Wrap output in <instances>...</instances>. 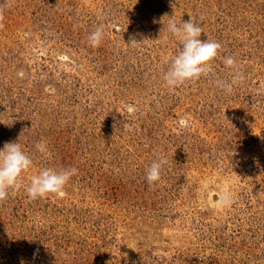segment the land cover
Here are the masks:
<instances>
[{"label":"rangeland","instance_id":"obj_1","mask_svg":"<svg viewBox=\"0 0 264 264\" xmlns=\"http://www.w3.org/2000/svg\"><path fill=\"white\" fill-rule=\"evenodd\" d=\"M189 16L221 49L171 89L166 26ZM0 25V150L33 161L0 202V264H264V0H0ZM226 57L246 76L231 94ZM45 168L78 172L30 200Z\"/></svg>","mask_w":264,"mask_h":264},{"label":"clouds","instance_id":"obj_2","mask_svg":"<svg viewBox=\"0 0 264 264\" xmlns=\"http://www.w3.org/2000/svg\"><path fill=\"white\" fill-rule=\"evenodd\" d=\"M200 20H203V16L200 17ZM166 30L182 46L178 54L172 58L170 67L163 75L166 86L175 89L186 83L197 81L202 76H208L212 71V62L221 49V44L208 39L202 41L200 37L203 28L192 17L180 25L170 18ZM103 38L104 25L100 24L88 36L87 41L89 46L95 49L101 45ZM138 44L139 42L130 37L127 45L136 46ZM224 64L231 69V80H216L215 83L225 94H231L235 86L244 83L246 76L233 57H226ZM35 147L41 152L45 150L40 143H37ZM167 163L166 157L161 155L147 168L146 180L150 187L161 181L163 167ZM32 164V159L22 150L19 142L4 144L3 149L0 150V202L7 199L10 189L19 190L22 186V175L32 167ZM77 172L76 168L42 169L31 177L29 185L25 188L28 198L36 200L52 194H61ZM218 202L222 207H227L233 202V197L230 193L225 192L220 195ZM36 255L37 253H34V258ZM21 264H25V261L21 260Z\"/></svg>","mask_w":264,"mask_h":264}]
</instances>
